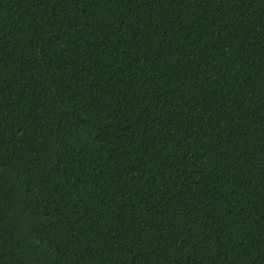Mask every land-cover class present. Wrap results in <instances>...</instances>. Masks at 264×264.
Here are the masks:
<instances>
[{
  "label": "trees",
  "instance_id": "16d2710c",
  "mask_svg": "<svg viewBox=\"0 0 264 264\" xmlns=\"http://www.w3.org/2000/svg\"><path fill=\"white\" fill-rule=\"evenodd\" d=\"M0 264H264V0H0Z\"/></svg>",
  "mask_w": 264,
  "mask_h": 264
}]
</instances>
